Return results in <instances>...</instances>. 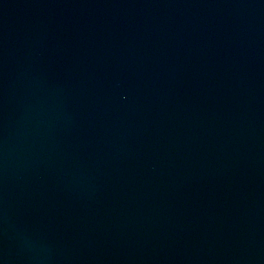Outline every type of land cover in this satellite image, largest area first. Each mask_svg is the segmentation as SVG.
Listing matches in <instances>:
<instances>
[{"label": "water", "instance_id": "obj_1", "mask_svg": "<svg viewBox=\"0 0 264 264\" xmlns=\"http://www.w3.org/2000/svg\"><path fill=\"white\" fill-rule=\"evenodd\" d=\"M0 264H264V0H0Z\"/></svg>", "mask_w": 264, "mask_h": 264}]
</instances>
